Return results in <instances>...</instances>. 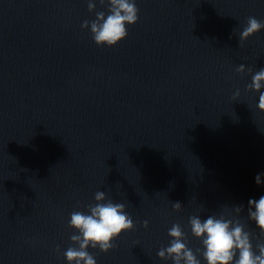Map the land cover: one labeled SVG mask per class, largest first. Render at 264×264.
<instances>
[{
	"label": "water",
	"instance_id": "95a60500",
	"mask_svg": "<svg viewBox=\"0 0 264 264\" xmlns=\"http://www.w3.org/2000/svg\"><path fill=\"white\" fill-rule=\"evenodd\" d=\"M88 2L0 0V264H69L71 213L98 191L135 227L108 253L89 247L97 264H173L157 253L174 224L207 264L192 216L238 220L259 254L248 201L264 196V111L248 86L264 28L239 37L264 0H135L112 47L81 27L108 0Z\"/></svg>",
	"mask_w": 264,
	"mask_h": 264
},
{
	"label": "clouds",
	"instance_id": "9594fccd",
	"mask_svg": "<svg viewBox=\"0 0 264 264\" xmlns=\"http://www.w3.org/2000/svg\"><path fill=\"white\" fill-rule=\"evenodd\" d=\"M103 5L105 0H99ZM110 5L109 14L105 17L103 11L96 13L94 21L85 20L82 28H89L92 38L98 46L107 45L112 47L117 45L127 35L126 25H134L138 20V8L135 0H108ZM95 0H89L88 10L94 11ZM264 28V22L255 17H249L247 26L240 33V42L260 32ZM238 72L243 73L245 66L241 64ZM264 69L256 72L252 77V82L248 86L249 90L260 92L258 108L264 111ZM239 90L235 96H239ZM256 183H261L260 174L256 176ZM96 203L88 205V213L80 211L71 213L69 227L77 230L78 235L71 236V241L78 247H69L64 256L69 264H97L95 257L87 249L89 247L108 253L113 249V241L121 233L132 230L135 225L132 218L126 214L125 205L113 203L106 200L105 193L98 191L94 197ZM179 202L173 203L176 211L181 210ZM235 211L240 213L242 206L235 207ZM248 217L254 221L260 232L264 234V196L259 200L250 199L248 201ZM191 232L194 237L202 241L204 247L203 256L207 264H264V243L256 245L258 253L253 250L251 243V233L245 231L244 226L238 221L226 219L223 216L217 218L208 216L202 220L199 216L189 218ZM143 226L148 227V222L144 221ZM168 235L172 238L170 246L161 248L157 256L161 259L171 258L173 264H200L194 252L182 242L185 234L179 224H174Z\"/></svg>",
	"mask_w": 264,
	"mask_h": 264
}]
</instances>
